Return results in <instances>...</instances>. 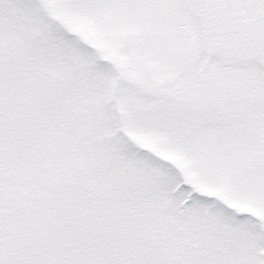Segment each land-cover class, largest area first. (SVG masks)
Masks as SVG:
<instances>
[{
    "label": "snow or ice",
    "instance_id": "obj_1",
    "mask_svg": "<svg viewBox=\"0 0 264 264\" xmlns=\"http://www.w3.org/2000/svg\"><path fill=\"white\" fill-rule=\"evenodd\" d=\"M0 264H264V0H0Z\"/></svg>",
    "mask_w": 264,
    "mask_h": 264
}]
</instances>
